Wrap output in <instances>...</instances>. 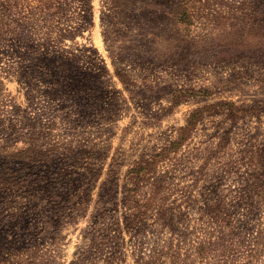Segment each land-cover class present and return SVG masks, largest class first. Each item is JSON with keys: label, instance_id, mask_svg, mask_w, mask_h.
<instances>
[{"label": "rangeland", "instance_id": "1", "mask_svg": "<svg viewBox=\"0 0 264 264\" xmlns=\"http://www.w3.org/2000/svg\"><path fill=\"white\" fill-rule=\"evenodd\" d=\"M181 1L0 0V264H72L147 160L172 212L146 226L154 264H264V199L238 197L264 182V0H185L179 30Z\"/></svg>", "mask_w": 264, "mask_h": 264}, {"label": "trees", "instance_id": "2", "mask_svg": "<svg viewBox=\"0 0 264 264\" xmlns=\"http://www.w3.org/2000/svg\"><path fill=\"white\" fill-rule=\"evenodd\" d=\"M193 6L190 5V1L182 0L178 6V11L176 15L177 27L182 29L183 25L186 24L193 16L194 11ZM120 78H124L120 73H117ZM221 105L230 106V110L237 111V107L233 102H217L209 103L204 106L194 109L189 117L187 118V124L184 126V138L185 134L188 135L194 129L202 117H204L208 112L217 111ZM183 138V139H184ZM183 139H180L182 141ZM178 140L174 141L170 147L163 149L161 153H157V157H162L167 154L168 150H176ZM159 161V160H158ZM258 164H250V167H257ZM157 170V163L154 161H144L140 162L138 166L134 167L129 174V182L132 187L128 188L126 194H123L124 201L121 200V204L127 208L125 214L120 216L113 215L110 211L107 213L106 223L103 227V232L99 236L97 232L99 231L97 226L92 227V230L88 232L80 247L78 248L75 260L72 264H154L153 254L147 253L145 251L144 237L146 235L147 225L160 224L164 222L166 224L172 218V212H170L167 202L168 195L164 191H160L162 188L161 180L152 182L153 174ZM259 185V187H258ZM256 186V187H255ZM153 188L150 191L146 189ZM259 188V189H257ZM71 190V189H70ZM80 194L65 195L64 202L59 205L58 212H60L62 218L70 217L77 211L83 210V206L86 203L85 197ZM238 197L244 200H255L260 203L264 199V182H256L252 185L249 184V188L242 192ZM88 200V196H87ZM113 210L119 211L120 200L116 197L111 199ZM220 201L211 203L210 209L214 214H222L221 209L226 204L225 198H220ZM68 209L71 210L68 211ZM222 210V211H221ZM70 212V213H69ZM211 214L212 216H215ZM80 216V215H79ZM103 216V215H102ZM74 219V217H72ZM76 221V220H75ZM151 221V223H150ZM132 230V231H131ZM126 231H131L135 240L132 243L133 247L128 248V241L125 239L124 234ZM207 240V239H206ZM210 239H208L209 241ZM201 241V240H200ZM199 241V242H200ZM137 242V243H136ZM208 247L211 245V242ZM203 247L207 246V242L203 241L200 243ZM165 247L171 248V245H164ZM164 247V248H165ZM162 247L161 253L159 255H164L167 253ZM200 249V248H199ZM199 254H203L204 251H198ZM176 254L180 255L177 251ZM254 256V255H253ZM129 258L132 260L129 261Z\"/></svg>", "mask_w": 264, "mask_h": 264}]
</instances>
